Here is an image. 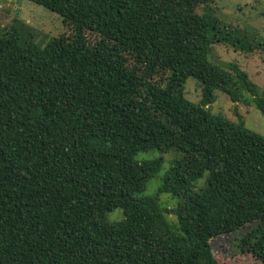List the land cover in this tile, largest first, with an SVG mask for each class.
I'll return each instance as SVG.
<instances>
[{
    "label": "trees",
    "instance_id": "trees-1",
    "mask_svg": "<svg viewBox=\"0 0 264 264\" xmlns=\"http://www.w3.org/2000/svg\"><path fill=\"white\" fill-rule=\"evenodd\" d=\"M28 1L64 31L38 46L17 19L0 28V264H220L211 240L244 228L239 251L264 264V136L236 106L264 115V91L210 57H264V41L223 33L213 0ZM216 92L235 121L211 111ZM151 150L180 156L145 196L164 163L137 157Z\"/></svg>",
    "mask_w": 264,
    "mask_h": 264
},
{
    "label": "rangeland",
    "instance_id": "rangeland-1",
    "mask_svg": "<svg viewBox=\"0 0 264 264\" xmlns=\"http://www.w3.org/2000/svg\"><path fill=\"white\" fill-rule=\"evenodd\" d=\"M214 17L219 21V28L223 33L232 32L238 39L251 43L264 41V0H213L210 4ZM202 12V7L198 8ZM13 19H17L21 32L38 46H44L52 38H56L64 31L62 19L59 15L36 5L28 0H0V28L9 26ZM67 33V31H66ZM211 60L217 64L233 63L244 71L259 90L264 91V57L259 52L245 53L239 48L227 44L212 46ZM200 87L193 79L185 83V97L191 102H198ZM216 100L210 106L214 114L220 113L225 117L236 120L233 112L235 104L220 92H216ZM242 116L245 127L264 136V115L252 105L236 104ZM180 154L173 150L165 153L148 151L140 153L139 159L161 157L164 161L159 174L147 185L145 196L153 195L161 183V177L168 168L170 161ZM205 177L198 181L197 186L203 185ZM160 202L163 208L172 210L176 207V200L170 195L162 194ZM171 212V211H170ZM112 220L121 217L119 209L109 214ZM170 222H175L173 214L167 215ZM248 228L240 229L226 236H218L211 240L214 257L220 264H261L250 254H242L238 248V239Z\"/></svg>",
    "mask_w": 264,
    "mask_h": 264
}]
</instances>
